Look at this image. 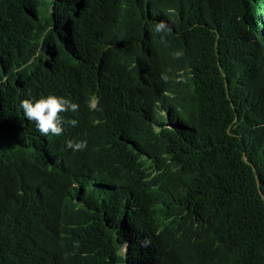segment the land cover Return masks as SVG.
Listing matches in <instances>:
<instances>
[{"label": "trees", "instance_id": "16d2710c", "mask_svg": "<svg viewBox=\"0 0 264 264\" xmlns=\"http://www.w3.org/2000/svg\"><path fill=\"white\" fill-rule=\"evenodd\" d=\"M81 1L75 21L69 0H0V264H139L147 249L154 264H264V0ZM160 21L170 35L155 32ZM121 28L137 63L104 44ZM57 93L97 97L92 119L64 134L87 140L74 159L112 147L132 174L108 175L118 190L86 211L59 214L36 197L67 176L16 140L35 132L20 102ZM105 137L116 147L99 148ZM73 196L66 185L58 202L77 207Z\"/></svg>", "mask_w": 264, "mask_h": 264}, {"label": "clouds", "instance_id": "9594fccd", "mask_svg": "<svg viewBox=\"0 0 264 264\" xmlns=\"http://www.w3.org/2000/svg\"><path fill=\"white\" fill-rule=\"evenodd\" d=\"M69 3L72 6L69 10H74L77 13L81 12L79 7V5H82L81 0H69ZM43 6L51 7L52 14L53 8L51 5H42L38 9L39 14ZM84 17H86V15L81 12L80 18L75 19V21H79ZM101 22L104 23V19H101ZM155 32L158 34L170 35L172 33V28L165 21H160L155 24ZM110 37V41L104 42L109 49H114L123 55L136 53V63L140 60L142 50H138L135 36L124 32L121 28L116 34L110 35ZM163 40L164 37L162 36V42ZM76 54L78 55V50ZM182 55V51L173 53L175 58H180ZM84 65L91 71L93 84L97 89L100 86L102 78L99 69L92 63ZM78 73L79 68L62 82V91L74 89L76 87L74 82ZM162 79L167 82L168 76L162 74ZM137 88H139V86H137ZM57 94L60 96L48 95L36 100L23 99L20 102L23 115L28 120L27 122L34 128L35 132H32L31 137L25 138L16 135V140L21 145L33 142L41 153V158L37 160V164H41V162L44 161L48 165L49 171L59 170L60 174H65L67 176V182L64 179H59L46 186L43 192L36 188H32L36 197L44 200L45 204L51 208H58L59 214H66L69 208H73L74 211H80L81 209L86 211L88 210V201L91 200L92 197L105 198L118 190L119 186L113 183L110 178H108V175L117 174L118 176L130 180L132 174L123 163L115 164L113 160L115 150L112 147H107L99 155H96L90 147L85 159H74L73 152L84 151L87 148V140L76 141L69 139L66 141L64 139V134L75 132L82 122L92 119L93 116L91 115V111L96 107L97 97L94 96L90 105H84L78 100H73L68 97L65 98L61 96L60 93ZM105 142L110 143L111 146L114 147L117 145L116 141H111L107 137L104 139L101 138L96 145L102 148ZM107 160L112 166L101 168L98 175H94L88 171L81 175L82 171H86L85 169L89 167L95 169ZM66 185H68L69 190L74 194L73 202L78 205L77 207H71L70 205L66 206L58 202L59 191ZM50 198H53L55 201L50 200ZM33 227L34 224L26 228L32 229ZM115 235L117 236L118 234L115 233ZM134 243L135 241L133 238H131L130 241L127 239L119 241L117 254L121 255L123 258H128V252L130 248L133 247ZM30 258L31 263H33L34 259L31 255ZM139 264H154L153 257L148 249L145 251V255L142 257Z\"/></svg>", "mask_w": 264, "mask_h": 264}, {"label": "rangeland", "instance_id": "374dc122", "mask_svg": "<svg viewBox=\"0 0 264 264\" xmlns=\"http://www.w3.org/2000/svg\"><path fill=\"white\" fill-rule=\"evenodd\" d=\"M51 14V7H46V6H43L41 9H40V15L41 16H47Z\"/></svg>", "mask_w": 264, "mask_h": 264}]
</instances>
